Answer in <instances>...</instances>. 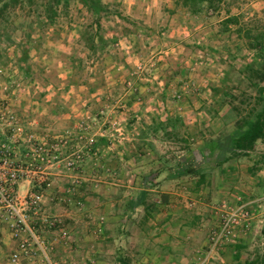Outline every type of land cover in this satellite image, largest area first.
<instances>
[{
    "label": "rangeland",
    "instance_id": "obj_1",
    "mask_svg": "<svg viewBox=\"0 0 264 264\" xmlns=\"http://www.w3.org/2000/svg\"><path fill=\"white\" fill-rule=\"evenodd\" d=\"M101 2L100 12L82 0L0 12V146L22 167L19 194L42 195L35 217L50 256L264 264V199L241 189L264 170L262 146L223 166L194 155L264 96V0ZM190 164L197 171L178 174ZM237 172L236 185L215 188ZM241 205L245 216L216 240L224 210ZM194 215L200 227L184 230Z\"/></svg>",
    "mask_w": 264,
    "mask_h": 264
},
{
    "label": "built area",
    "instance_id": "obj_2",
    "mask_svg": "<svg viewBox=\"0 0 264 264\" xmlns=\"http://www.w3.org/2000/svg\"><path fill=\"white\" fill-rule=\"evenodd\" d=\"M21 172L22 167L15 160L14 151L6 148L5 144L0 146V238L5 229L17 241L16 249L9 255V263L22 264L28 258L31 264H61L50 256L46 238L35 217L41 208L42 195L33 190L25 196L18 192ZM224 212L216 240L229 236L232 228L247 213L242 205ZM64 235L67 232L64 231Z\"/></svg>",
    "mask_w": 264,
    "mask_h": 264
},
{
    "label": "trees",
    "instance_id": "obj_3",
    "mask_svg": "<svg viewBox=\"0 0 264 264\" xmlns=\"http://www.w3.org/2000/svg\"><path fill=\"white\" fill-rule=\"evenodd\" d=\"M22 1L33 4L36 0L3 1L2 7H0V12L7 10L10 6H16ZM53 1L55 4H60L62 2L67 4L69 2V0ZM213 1L214 0H182L184 6L187 7H197L201 6L203 3L212 5ZM82 2L96 12L102 11L103 6L101 0H82ZM48 10L50 12V17H52V14L55 13L54 9L51 7ZM251 48H256V46L252 45ZM257 103L258 109H254V112H251L252 117L250 119L239 121L236 129L231 133H228L221 138L208 141L202 148L194 151L195 157L198 159H205L211 156L219 159V162L222 165L230 161L234 155L241 156L244 154L246 155L249 151H254L259 142L264 144V96L259 97ZM195 171H197L196 165L190 164L189 166L180 169L178 174H189L194 173ZM204 176L205 175H202V178Z\"/></svg>",
    "mask_w": 264,
    "mask_h": 264
},
{
    "label": "crops",
    "instance_id": "obj_4",
    "mask_svg": "<svg viewBox=\"0 0 264 264\" xmlns=\"http://www.w3.org/2000/svg\"><path fill=\"white\" fill-rule=\"evenodd\" d=\"M156 2H157V0H156ZM258 144L261 145L262 149L264 150V144L261 143V142H259ZM252 152L253 151H249L248 153H252ZM244 157H247V155L242 156V158H244ZM248 157H249V155H248ZM221 166H223V165H221ZM220 172L223 173V169H220ZM238 173L239 172L234 173L235 176H228L226 174H224V176L223 175L220 176L219 180L222 179V181L219 182V185H215V188L226 189L227 187H229V188L233 187V185L226 186V184L229 183L228 180H230L232 178V179H234L232 184L236 185L235 184L237 182L236 180L239 179V174ZM206 177L208 179H210L209 175H206ZM225 179H227V181ZM251 179L255 183L254 187L253 188L250 187L251 190H245L243 187L241 189L248 194V195H245L246 197H248V198L256 197L254 199V201H257L256 204H259L261 202H258V201H261L262 199H264V170L261 169L257 173L253 174ZM207 182L209 183V180ZM223 183H226V184H223ZM207 187L208 186H206V188ZM234 187H237V186H234ZM212 188H214V187H212ZM212 188L210 189V187H208V189L210 191L213 190ZM183 216H185V214ZM256 216H259V213H257ZM193 219L196 220V221L193 220L194 222L193 221L192 222L189 221V222H187V224L186 223L185 224L181 223L180 225L183 227L184 230H186L187 227H195L196 229L199 228L200 227L199 223H201V222H199L200 221V215H194ZM174 225H175V223H171L170 227L172 228V226H174ZM155 227H156V230H158L157 232H160V229H159L160 226H159L158 223H156ZM195 228H192V229H195ZM181 234H183V233H181ZM90 238H92V237H90ZM146 239H148V238L146 237L145 240ZM149 239H152V238H149ZM160 239H163V235L157 236V238H155V241L156 242H160V241H158ZM171 245L174 246L173 243H171ZM16 247H17V241L12 239L10 234L8 233V231L4 229L3 230V235H2V237L0 239V264H10L9 263V255L16 249ZM174 247H176V246H174ZM156 252H158V251H156ZM22 264H31V261H30V259L25 258L23 260Z\"/></svg>",
    "mask_w": 264,
    "mask_h": 264
}]
</instances>
